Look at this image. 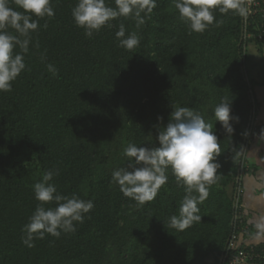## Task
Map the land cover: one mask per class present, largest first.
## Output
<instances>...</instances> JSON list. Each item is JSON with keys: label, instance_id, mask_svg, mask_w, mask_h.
Listing matches in <instances>:
<instances>
[{"label": "trees", "instance_id": "16d2710c", "mask_svg": "<svg viewBox=\"0 0 264 264\" xmlns=\"http://www.w3.org/2000/svg\"><path fill=\"white\" fill-rule=\"evenodd\" d=\"M106 3L115 7L114 0ZM76 4L52 0L54 17L39 19L22 53L26 69L10 92H0V264H222L243 248L228 249L253 115L242 15L217 11L221 26L197 33L173 0H156L140 28L120 17L89 38L73 21ZM120 24L139 37L131 51L116 37ZM224 99L239 117L232 135L214 115ZM179 106L202 115L221 145L219 178L198 205L201 222L183 231L169 226L186 195L170 169L167 183L144 205L112 180L114 170L127 166L124 148L159 146L153 126H166ZM48 170L58 171L51 182L59 193L91 200L94 208L75 232L46 234L28 247L22 229L40 203L33 185Z\"/></svg>", "mask_w": 264, "mask_h": 264}, {"label": "clouds", "instance_id": "9594fccd", "mask_svg": "<svg viewBox=\"0 0 264 264\" xmlns=\"http://www.w3.org/2000/svg\"><path fill=\"white\" fill-rule=\"evenodd\" d=\"M114 2L115 7H111L106 0H77L72 9L75 25L84 29L89 38L105 27H113L112 21L120 17L134 19L136 27L140 28L156 7V0ZM173 2L180 19L197 33H203L213 25L221 26L223 20L216 19L217 11L242 16L249 11L245 0ZM14 4L23 11L10 6L9 0H0V92H10L12 83L26 69L23 54L29 51L31 34L39 28V19L55 15L52 0H14ZM8 29L18 35H13ZM116 37L126 50L131 51L139 45L138 35L135 32L126 35L124 24L119 25ZM16 47L20 48L21 53L14 51ZM47 69L54 76L57 75L58 70L52 64H48ZM172 109L166 126H153L158 128L159 146L128 144L124 148L127 166L114 170L112 180L126 197L132 198L138 205H144L153 201L160 188L167 183L170 169L177 183L185 187L186 195L181 202L179 216H171L169 226L183 231L194 222H201L198 205L207 199L210 187L219 178L217 170L220 164L216 161L221 154V145L212 125L202 115L190 107ZM214 115L225 133L232 135L235 131L233 122L238 123L239 117L232 114L231 101L222 100L215 107ZM157 120L162 121L163 117L158 116ZM260 137H264V129ZM54 175H58V171H45L42 179L33 185L35 199L40 203L22 229L25 233L22 243L28 247L34 246V239H44L46 234L59 238L62 233L75 232L76 223H83L85 215L94 208L91 200L80 199L75 194L69 197L59 193L51 182ZM47 204L56 206L45 207ZM255 227V238H264V218Z\"/></svg>", "mask_w": 264, "mask_h": 264}, {"label": "crops", "instance_id": "0c3cea01", "mask_svg": "<svg viewBox=\"0 0 264 264\" xmlns=\"http://www.w3.org/2000/svg\"><path fill=\"white\" fill-rule=\"evenodd\" d=\"M245 48L244 67L251 82L253 115L251 135L246 142L239 171L237 202L243 211L245 229L237 233L232 247L253 246L260 251L264 248V238H255V225L264 218V137H260L264 129V48L255 43H247Z\"/></svg>", "mask_w": 264, "mask_h": 264}, {"label": "built area", "instance_id": "2783aa9c", "mask_svg": "<svg viewBox=\"0 0 264 264\" xmlns=\"http://www.w3.org/2000/svg\"><path fill=\"white\" fill-rule=\"evenodd\" d=\"M248 7V14L243 18V42L257 43L264 47V0H245ZM251 134V133H250ZM235 212L233 218L234 230L230 239L229 248H232L236 240L237 233L245 229L243 211L239 203L235 202ZM261 263L264 264V248L257 250L253 246L238 249L233 254H226L222 264H247Z\"/></svg>", "mask_w": 264, "mask_h": 264}, {"label": "water", "instance_id": "95a60500", "mask_svg": "<svg viewBox=\"0 0 264 264\" xmlns=\"http://www.w3.org/2000/svg\"><path fill=\"white\" fill-rule=\"evenodd\" d=\"M242 41H243V38H242V36H241V39H240V43H242ZM239 180V174H238V176H237V181Z\"/></svg>", "mask_w": 264, "mask_h": 264}]
</instances>
